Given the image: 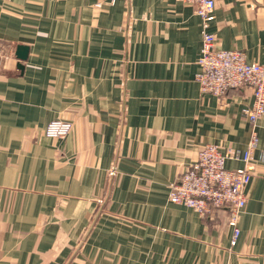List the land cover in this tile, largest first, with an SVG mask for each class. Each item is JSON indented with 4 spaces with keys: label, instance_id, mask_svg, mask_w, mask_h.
Here are the masks:
<instances>
[{
    "label": "crops",
    "instance_id": "1",
    "mask_svg": "<svg viewBox=\"0 0 264 264\" xmlns=\"http://www.w3.org/2000/svg\"><path fill=\"white\" fill-rule=\"evenodd\" d=\"M215 3L217 45L264 64V0ZM201 42L181 0H0V264H264V113L234 244L225 207L167 199L204 144L249 138L252 90L201 93Z\"/></svg>",
    "mask_w": 264,
    "mask_h": 264
},
{
    "label": "built area",
    "instance_id": "2",
    "mask_svg": "<svg viewBox=\"0 0 264 264\" xmlns=\"http://www.w3.org/2000/svg\"><path fill=\"white\" fill-rule=\"evenodd\" d=\"M115 0H109L113 3ZM192 5L201 18L202 42L198 57L199 70L195 74L201 93L223 95L227 90L248 86L252 90V103L243 110L250 127L246 150L240 154L218 144L206 143L197 152L193 162L169 183L167 199L197 211L201 216L216 208L228 211L227 223L232 227L231 244L239 233L238 217L246 203V187L254 172V150L258 143V120L264 113V64L247 61L240 49H224L217 45L208 31L213 18L215 0H181ZM99 3H97V6ZM73 123L67 119H53L43 128L48 137H65ZM227 159H240L241 167H226ZM114 169L109 171L113 175Z\"/></svg>",
    "mask_w": 264,
    "mask_h": 264
},
{
    "label": "water",
    "instance_id": "3",
    "mask_svg": "<svg viewBox=\"0 0 264 264\" xmlns=\"http://www.w3.org/2000/svg\"><path fill=\"white\" fill-rule=\"evenodd\" d=\"M26 52H27V47L26 46L18 45L17 54H18L19 58L24 59L25 56H26Z\"/></svg>",
    "mask_w": 264,
    "mask_h": 264
}]
</instances>
